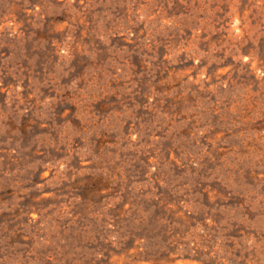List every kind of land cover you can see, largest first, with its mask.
Wrapping results in <instances>:
<instances>
[{"label": "rangeland", "instance_id": "obj_1", "mask_svg": "<svg viewBox=\"0 0 264 264\" xmlns=\"http://www.w3.org/2000/svg\"><path fill=\"white\" fill-rule=\"evenodd\" d=\"M0 264H264V0H0Z\"/></svg>", "mask_w": 264, "mask_h": 264}]
</instances>
